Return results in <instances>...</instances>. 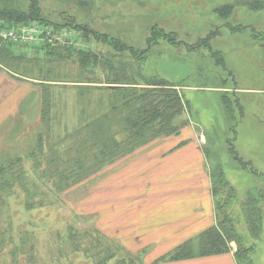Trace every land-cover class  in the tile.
<instances>
[{"label": "rangeland", "instance_id": "1", "mask_svg": "<svg viewBox=\"0 0 264 264\" xmlns=\"http://www.w3.org/2000/svg\"><path fill=\"white\" fill-rule=\"evenodd\" d=\"M34 1L38 20L68 29H53L56 46L46 50L5 43L18 69L10 73L39 84L42 102L38 121L27 111L11 128L10 149L0 153V168L25 172L20 181L5 177L0 193V264H144L146 250L123 246L128 233L115 228L118 212L103 201L112 191L96 185L108 166L60 192L72 170L95 169L96 149L77 156L81 137L74 132L107 112L109 93L96 89L108 82L147 88L162 80L178 86L185 106L174 121L183 127L170 141L183 138L179 147L200 149L216 225L228 222L217 231L224 237L234 231L222 255L235 249L236 264H264V0ZM8 5L0 1V10L27 13L31 2ZM79 52L97 55L99 66L83 69ZM187 165L176 170H191ZM245 198L263 219L256 241L245 227Z\"/></svg>", "mask_w": 264, "mask_h": 264}, {"label": "crops", "instance_id": "2", "mask_svg": "<svg viewBox=\"0 0 264 264\" xmlns=\"http://www.w3.org/2000/svg\"><path fill=\"white\" fill-rule=\"evenodd\" d=\"M39 107V87L28 79H18L0 65V153L10 149L11 128L24 119L27 111L33 110L35 116L31 118L38 121ZM174 135L137 148L99 173L96 185L101 184L103 192L104 186L112 191V197L103 201L113 204L114 213L118 212V225L113 226L128 233L127 240L131 241L123 244L125 248L134 253L146 250L144 264H236L235 249L220 256L159 260L217 226L211 182L201 176L200 149L179 147L184 139L170 141ZM200 139L198 135L201 146ZM186 163L191 170H176Z\"/></svg>", "mask_w": 264, "mask_h": 264}, {"label": "trees", "instance_id": "3", "mask_svg": "<svg viewBox=\"0 0 264 264\" xmlns=\"http://www.w3.org/2000/svg\"><path fill=\"white\" fill-rule=\"evenodd\" d=\"M0 1L9 4L8 6H11V0ZM29 1L31 2V7L27 13L17 11L15 8L0 10V31L11 30L12 28H15V26L28 25L32 22H37L42 27L51 28V26H48L46 23L37 19L39 16H36L38 11L34 6L35 1ZM53 26L54 27L51 29H54L55 31L64 28L55 24ZM64 29L68 28L65 27ZM154 30L157 32L155 37L161 39V37H163L161 30L157 28ZM5 43L8 42H4L0 39V65L6 68L9 73L12 72L15 74L18 69H14L15 67L13 68L11 65L14 63V58L10 56L9 51L6 50V48L8 49L9 47L6 46ZM106 43L117 47V49H123L119 41H116L114 38H108ZM8 44L13 45L11 43ZM33 45L34 46H32V48L35 47V44ZM150 45H152V43ZM38 46L46 50L50 48V46H56V42L55 45H53L46 39L39 45H36V47ZM77 58L79 66L83 69L99 66L100 59L97 55L79 52L77 54ZM10 61H12V63ZM20 61L21 58L18 59V62ZM101 61H103V59ZM34 84L40 89L41 104L42 87L39 84ZM106 85L105 89L100 87L96 90L100 89V91L109 93L108 98L110 102L107 112L101 113L102 115L98 117L90 118L86 124L74 132V136H77L76 138L81 137L78 138L76 142L80 147L77 152V156H80L84 150L94 151L96 149V152L94 153V158L97 159L94 163L95 169L72 170L68 175V180L66 179L65 181L66 186L60 192L61 194L68 187L70 188L78 185L89 177L95 176L94 174L98 173L99 170L101 171L104 167L109 166L116 160L132 153L137 148L143 147L157 138L174 135L179 130V126H176L174 121L185 111V106L177 89L178 86L163 82V80L162 82H157V84L148 85L149 87L147 88H139L135 84L132 85L128 83L116 82H108ZM115 129L117 131H114ZM118 136L120 137L117 138ZM20 161L21 159L18 158L17 162ZM12 164L13 163H10V165ZM24 173L25 172L23 170H3L0 168V193L4 184H6L4 183L5 177L12 179L13 182L16 180L20 181L21 177L24 176ZM262 198L264 199L263 196ZM1 202L2 200L0 196V203ZM241 205L247 209H242V211L245 213L248 212L247 214L249 215L248 216L246 214L247 223H245V227H249L255 231V235L252 240L256 241L260 236V231L262 230L263 219L257 215V212L256 216L258 217L255 218V216H253V211L257 210V208L254 207L255 202L252 204L250 199L245 198L241 202ZM28 206V208H30L33 205L28 204ZM227 223V220H224V222L220 225L207 229L197 237V243L195 240H190L179 246V248H177V250L169 256V261L177 262L191 260L194 258L213 257L226 253L228 251V247L225 237L230 233L233 236L234 231L230 228L231 231L226 233L224 237L217 231V228L224 227ZM228 241H230V239ZM237 242L239 244V248L242 247L239 239ZM3 248L4 247L0 239V253ZM15 255V252L12 253V257ZM236 256L237 259H240V256ZM121 257L122 255L119 252L118 258H120L119 260L122 262L124 259ZM14 263L17 264V262Z\"/></svg>", "mask_w": 264, "mask_h": 264}, {"label": "built area", "instance_id": "4", "mask_svg": "<svg viewBox=\"0 0 264 264\" xmlns=\"http://www.w3.org/2000/svg\"><path fill=\"white\" fill-rule=\"evenodd\" d=\"M43 36L54 38L52 30L42 28L36 24H31L29 26H16L11 30L0 31L1 40L24 44L38 43L43 40Z\"/></svg>", "mask_w": 264, "mask_h": 264}]
</instances>
